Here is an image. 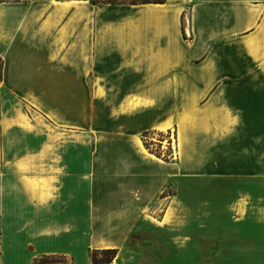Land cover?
Instances as JSON below:
<instances>
[{"label": "crops", "instance_id": "1", "mask_svg": "<svg viewBox=\"0 0 264 264\" xmlns=\"http://www.w3.org/2000/svg\"><path fill=\"white\" fill-rule=\"evenodd\" d=\"M0 56V264H264V0H0Z\"/></svg>", "mask_w": 264, "mask_h": 264}, {"label": "trees", "instance_id": "2", "mask_svg": "<svg viewBox=\"0 0 264 264\" xmlns=\"http://www.w3.org/2000/svg\"><path fill=\"white\" fill-rule=\"evenodd\" d=\"M3 59L0 56V80L2 77V72H3ZM100 254L103 256V259L97 260V255ZM116 254L115 250H103V251H93L91 253V260L92 264H111L112 260L114 259Z\"/></svg>", "mask_w": 264, "mask_h": 264}, {"label": "rangeland", "instance_id": "3", "mask_svg": "<svg viewBox=\"0 0 264 264\" xmlns=\"http://www.w3.org/2000/svg\"><path fill=\"white\" fill-rule=\"evenodd\" d=\"M151 138H153L154 140H157L158 142H161L162 143V146L167 147V143H166L167 140H164V138H162L160 135H158V134H151ZM170 138H173V136H171ZM171 142L173 143V141H171ZM101 259H103V256L100 255V254H98L97 255V260H101Z\"/></svg>", "mask_w": 264, "mask_h": 264}, {"label": "built area", "instance_id": "4", "mask_svg": "<svg viewBox=\"0 0 264 264\" xmlns=\"http://www.w3.org/2000/svg\"><path fill=\"white\" fill-rule=\"evenodd\" d=\"M172 155H173V153H172Z\"/></svg>", "mask_w": 264, "mask_h": 264}]
</instances>
